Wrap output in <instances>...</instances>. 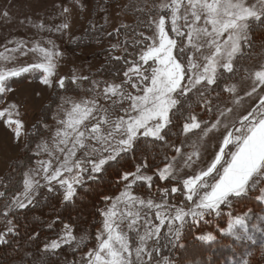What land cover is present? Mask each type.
Masks as SVG:
<instances>
[{
  "label": "snow or ice",
  "instance_id": "6c2138e0",
  "mask_svg": "<svg viewBox=\"0 0 264 264\" xmlns=\"http://www.w3.org/2000/svg\"><path fill=\"white\" fill-rule=\"evenodd\" d=\"M160 7L168 13L172 35L166 30L163 15L151 19L149 27L154 30V37L151 44L139 50L138 59L133 56L129 61L127 57L113 56L117 61H125L126 69L120 82H116V77L109 82L73 76L66 83L65 78L56 75V58L61 53L52 40L46 41L51 45L47 48L38 43L28 47L24 42L0 52V62H3L0 64V97L12 91L9 81L13 78L35 71L42 74L40 82L46 88L67 91L71 85L79 88L85 81L91 85L90 92L102 88V97L79 101L62 98L60 110L64 118L57 121L60 127L53 136V145L63 159L60 160L47 144H38L37 155L44 152L52 159L37 161V168L23 174V192L11 197L3 212L5 217L14 210L33 205L42 187H47L49 193L62 190V202H72L77 186L84 183L85 177L98 178L113 163L118 164L129 153L134 155L141 143L151 147L157 142L171 146L169 132L173 128L180 129L178 136H187L193 130L202 133L200 146L192 143L194 151L187 153L186 158L181 157L180 167L173 162L175 156L169 160L165 155L166 166L154 173L159 181L182 184V187L166 188L163 196L180 192L183 201L155 202L133 194L137 182L152 186L153 175L142 171L151 167L146 160L138 163L134 172L127 171L120 176L121 181L128 183L112 207L102 213L103 229L95 237L96 247L83 257L84 264H181L174 254L168 253L185 247L181 241L186 226L191 229L200 222H207L208 216H220L222 207L231 208L233 200L250 195L264 204V95L261 94L264 93V65L248 74L250 84L243 91L229 84L232 77L225 75H235L234 62L244 46L251 44L253 26H264V0H168ZM63 11L67 13L68 9ZM0 15L7 19L9 13L3 11ZM35 27L45 30L42 23ZM121 27L128 29L129 26ZM68 28L65 22L47 30L59 32ZM112 50L118 51V45L113 44ZM29 52L40 59L31 64L6 67L17 58V53L28 55ZM224 94L230 99L221 104ZM101 98L110 103L101 104ZM246 100L250 103L244 113L229 120L228 116L243 108ZM196 108H202L205 115L211 114V119H202ZM21 115L15 103L0 110V121L12 130V139L17 143L25 134ZM90 118L95 123H86ZM213 132L219 136L210 155L204 158L200 148L207 152L203 140ZM175 153L180 154L181 149L175 148ZM197 160L202 165L198 171L194 169L181 175L184 168H193ZM53 161H58V165ZM41 172L46 184L36 179ZM5 197V192H0V198ZM121 203L124 210L118 214L117 204ZM153 210L154 218L150 215ZM250 213L251 209L242 215L229 212L226 227L220 231L237 240L251 241L253 238L247 235ZM6 223L5 231L0 232V244L8 243V237L16 235L12 220ZM125 223L127 230L123 227ZM130 233H135V237ZM75 239L71 227L65 224L60 239L46 243L43 251L54 253L62 245H71ZM196 239L210 243L216 236L201 234ZM243 264L248 261L244 260Z\"/></svg>",
  "mask_w": 264,
  "mask_h": 264
},
{
  "label": "rangeland",
  "instance_id": "374dc122",
  "mask_svg": "<svg viewBox=\"0 0 264 264\" xmlns=\"http://www.w3.org/2000/svg\"><path fill=\"white\" fill-rule=\"evenodd\" d=\"M167 2L168 0H0V13L3 11H8L9 13L7 19L0 15V52H3L5 48H14L17 44L24 42H27L28 47H33L38 43L40 46L47 48L51 47V45L47 44L46 41L52 40L57 46L56 50L61 53L56 58V75L65 78L66 82L70 81L73 76H85L89 77V79L98 81L107 80L109 82H112L113 77H116V82H120L123 79V72L121 75L118 73L120 67H112L108 63H110L114 55L127 57L129 61L133 59V56H136L138 59L137 54L139 50L145 45L151 44L154 37V30L149 27L151 19H158L159 16L163 15L166 19V30L172 35L170 23L168 22V13L161 11L160 7ZM65 8L68 9L67 13L63 11ZM65 22L69 25L68 29H62L59 32L47 30L49 28L54 29ZM40 23L45 26V30L35 27L36 24ZM122 25H128L129 27L128 29H124L121 27ZM145 37L148 39H145ZM137 40L141 41V43L136 44ZM113 44L118 45V51L112 50ZM245 48L246 46H244L243 50ZM16 55L17 58L12 63L6 64V67L11 68L31 64L40 59L37 54L31 52L28 55H20L19 53ZM237 60L234 62V71L238 64ZM121 61H124V59H121ZM2 63L0 62V64ZM261 65H264V53L253 59L248 66L249 68L242 75L226 73V76L232 77L228 83L235 84L241 91L247 89L250 81L246 77L250 72L259 70ZM38 72H32L31 75H35ZM40 80L41 77L38 80L30 79L23 82L20 86L13 88L12 91L4 96V100L0 105V110H3L9 104L15 103L22 114L20 118L25 124V134L21 141L17 143L12 139V130L0 121V178L3 177L12 163L17 159L28 138L33 141L34 163L26 171L37 168L39 166L37 161L52 159L44 152L37 155V145L41 143L47 144L54 151V154L62 160L63 155L56 152L53 145V136L56 129L60 127L57 121L64 118V113L60 110L62 98L70 97L79 101L81 98L102 97V88L90 92L88 89L91 85L86 81L81 82L78 94H71L55 87L46 88ZM129 91L137 94L134 89H129ZM261 94L264 95V93ZM228 99H230L228 94H224L220 103L223 104ZM52 101L54 103L50 105ZM100 103L106 104L110 103V101L105 102L101 98ZM249 103L250 101L246 100L244 107L229 115L228 119L238 118L244 113ZM64 107L67 108L69 105H65ZM86 123H95V121L90 118V121ZM34 126H36L35 129ZM218 136L219 133L213 132L203 140V143L207 146V152L201 147V156L207 158L210 155L213 150L212 146L215 144ZM183 137L184 140L178 147L181 149V153H174L169 157V160L173 156L176 157V160L173 162L177 164V167L181 166L182 156L186 158L187 153L194 151L192 147L193 142H196L197 147L200 146L202 133L200 130H193L192 133L187 134V136L183 135ZM53 162L58 165V161ZM167 162L160 168L166 166ZM201 166L200 161L197 160L193 168H184L181 175L192 172L194 169L198 171ZM135 168L129 171L134 172ZM142 171L146 175H153L152 186L149 187L147 183L137 182L132 189L134 195L145 200L153 199L155 202H161V200L175 202L173 200L174 197L171 196L172 193L169 192L167 197L163 196V192L167 188L165 185L154 184V173L158 169L154 172H149L146 169ZM65 175L67 176L68 174ZM42 176L43 173L41 172L36 179L40 180L41 184H46ZM87 179L85 177L84 182ZM127 183L124 181L121 188L115 194L106 196L108 202H106L103 213L112 207L115 198L124 191ZM53 184L55 185V182ZM171 187H182V184H177L176 182ZM60 191L62 192V190ZM22 192L23 188L15 195H19ZM11 197H8L0 205V232L5 231L7 227L6 221L9 219L12 220V224L15 226L11 212L8 217L3 215V212L6 210L5 206L7 203H10ZM122 210H124V205L122 203L117 204V213L119 214ZM154 214L155 210L150 213L153 218ZM55 220L56 218L50 219L49 226H54ZM104 220L105 217L102 215V223L97 227L94 234L91 231L76 233L71 224L67 222L62 223L57 232L46 235L40 252L42 254L48 253V251H43L45 244L53 240H59L60 236L64 233V225L67 224L71 227L76 239L71 245H62V247L69 246V251L63 264H84L83 257L85 254L93 250L97 245L95 237L102 231ZM123 227L124 230H127L126 223ZM130 235L135 237V233H130Z\"/></svg>",
  "mask_w": 264,
  "mask_h": 264
},
{
  "label": "trees",
  "instance_id": "16d2710c",
  "mask_svg": "<svg viewBox=\"0 0 264 264\" xmlns=\"http://www.w3.org/2000/svg\"><path fill=\"white\" fill-rule=\"evenodd\" d=\"M262 53H264V26L257 24L252 29L251 44L246 45L245 50L238 57L235 75H242L249 68L253 59ZM108 64L112 67H120L119 75L126 67L125 62L121 60L111 59ZM41 75L40 72L35 75L26 73L19 78H13L9 84L13 89L30 79L38 80ZM67 92L78 94L80 87L71 85ZM4 96L0 97V105ZM53 103L54 101L50 105ZM195 111L200 113L202 119L211 117L210 114L205 115L202 108H196ZM179 131V128H173L169 132L171 146L157 142L155 147H151L141 143L134 155L129 153L118 164L113 163L98 178H88L77 188V195L70 203L62 202L60 190L49 193L47 187L40 188L33 205L11 212L16 235H10L8 243L0 244V264H63L69 246H63L54 253L42 254L40 248L46 235L57 232L60 225L65 222L71 224L76 233L91 231L94 234L102 223V213L106 202H108L106 196L115 194L124 182L121 181L120 176L125 171L134 169L142 160H146L151 166L150 169H146L149 172L160 168L167 162L164 160V156L170 157L175 153V148L182 144L183 135H176ZM33 163V141L28 138L17 159L0 178V192L6 194L5 198H0V205L23 188V174ZM155 183L170 188L176 182L159 181L154 175ZM6 185L7 187H5ZM171 196L174 197L175 202L178 199L183 201L180 192L172 193ZM249 209H251V213L247 221V235L253 238L251 241L246 238L237 240L220 231L226 227L229 212L234 215L244 214ZM221 211L220 216H208L206 217L207 222H200L191 229L186 226L181 241L185 247L179 251L172 250L168 254H174L175 260L180 261L181 264H243L244 260H247L248 264H264V204L258 203L255 197L250 195L241 200H233L231 208L222 207ZM52 218H56L55 225L49 226L48 223ZM189 223H191L190 218ZM202 232L212 233L216 236V240L210 243L197 240L196 237Z\"/></svg>",
  "mask_w": 264,
  "mask_h": 264
}]
</instances>
